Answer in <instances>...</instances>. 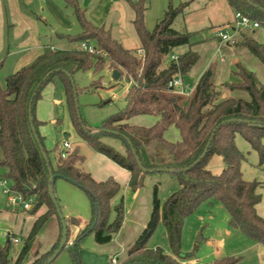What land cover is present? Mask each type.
<instances>
[{
	"label": "trees",
	"instance_id": "16d2710c",
	"mask_svg": "<svg viewBox=\"0 0 264 264\" xmlns=\"http://www.w3.org/2000/svg\"><path fill=\"white\" fill-rule=\"evenodd\" d=\"M81 27L75 37L60 35L70 43L88 42L102 51L90 54L78 48L48 50L30 65L23 67L6 78L5 88L0 85V168L4 179L11 183L13 192L24 199L32 197L34 208L46 206L48 210L40 215L26 239L16 261L9 255L10 242L0 245V264H22L32 252L31 264H44L58 249L62 240L60 222L59 237L48 252L40 254L38 237L47 220L58 215L48 192L49 171L41 148L46 153L53 174L69 182H75L86 191L92 205V216L87 227L74 241L68 239L65 246L71 248L73 264H82L81 242L92 234L97 244L110 243L123 224V188L113 178L96 181L84 168V156L78 148L69 154L54 146L48 149L46 139L39 128L43 122L36 116V105L42 97L43 89L58 80L64 91L66 106L79 137L95 152L108 157L130 173L129 188L138 191L144 186L145 177L134 156L141 158L140 151L146 146H155L153 163L147 168L175 170L180 188L162 203L159 199V186L153 187L151 214L142 232L136 239L123 264H185L181 255L182 226L185 219L193 214L204 201H218L230 215V225L256 244L264 245V218L257 212L262 201L257 181H246L241 171L244 154L235 143L240 134L259 155V165L264 164V85L257 76L238 65L239 83L216 85V69L208 67L199 78L188 105L186 98L168 88L169 81L176 75L184 77L197 64L200 55L192 47L194 32L178 31L173 26L187 3L173 6L169 3L161 19L153 30L145 26L146 0L129 1L134 11L133 25L141 46L126 49L114 39L109 29L94 25L86 17V11L78 0H69ZM235 13L264 26V0H227ZM247 48L264 65V45L246 35L241 42L233 43ZM188 46L189 50L172 59L167 66L165 58L173 49ZM108 68L125 76L129 83L125 95L126 109L106 119L100 130L109 132L94 133L78 115L75 90L70 74L79 72L100 73ZM117 78V79H118ZM75 82V81H74ZM100 80L91 86L100 84ZM78 93L79 88L75 82ZM245 91L249 99L223 97L225 92ZM35 95L33 102L32 98ZM31 110V113H30ZM35 127L39 143L31 128L30 117ZM137 116H151L153 125L140 126L132 123ZM174 127L179 131L180 141L169 142L166 132ZM112 136L119 138L124 146L116 151L102 139ZM213 136V137H212ZM209 144V146H208ZM54 153V161L50 155ZM157 156L161 161L155 162ZM219 157L224 163L220 173H214L209 161ZM171 173V172H170ZM116 200L118 202L115 204ZM116 207V217L110 222L111 209ZM59 219V218H58ZM60 221V220H59ZM162 223L167 232L173 254L161 249L150 250L147 243ZM72 242V244H69ZM64 248V249H65ZM63 249V250H64ZM237 259L227 257L214 264H236Z\"/></svg>",
	"mask_w": 264,
	"mask_h": 264
},
{
	"label": "rangeland",
	"instance_id": "374dc122",
	"mask_svg": "<svg viewBox=\"0 0 264 264\" xmlns=\"http://www.w3.org/2000/svg\"><path fill=\"white\" fill-rule=\"evenodd\" d=\"M123 5L122 9L112 10L109 0H81L80 4L86 10L87 19L91 20L98 26L111 28L112 37L119 42L121 38H128L126 46L131 48H140L141 43L136 35L134 25V11L131 8L129 1L138 0H113ZM164 0H146L147 12L145 14V26L148 30H153L157 21L162 18L167 4L163 6ZM199 6L203 7L207 0H198ZM198 4V3H196ZM195 4V5H196ZM76 18V17H75ZM71 21V20H70ZM73 21V20H72ZM254 21L249 20L244 23L238 19V23L229 25L227 28L228 35L231 41L241 42L242 36L246 35L264 45V26L260 25L258 29H254L252 24ZM73 29L63 33L75 37L81 33L80 24L76 18ZM174 28L178 31H197L191 42L195 43L192 47L196 50L200 59L194 68L183 77L185 89L180 92L186 98L185 104L188 105L189 99L193 94L199 77L208 67L213 66L216 69V85L220 86L224 83H239L240 76L237 74L238 65L246 70L254 73L260 82L264 85V65L255 57L247 48L239 47L233 43H221L217 35V31L212 29L194 27L188 28L184 23L178 22L174 24ZM235 28V30L233 29ZM226 30V29H225ZM47 43L55 46V50H64L74 48L69 41H64L55 34L46 38ZM122 45L125 42L121 43ZM210 44H214L211 46ZM93 46L95 44L92 43ZM210 45V46H209ZM79 48V46H78ZM208 48L204 57L203 51ZM189 50L188 46H180L168 55L163 65L167 66L171 61V57L181 55ZM115 72L112 69L105 68L100 73L79 72L74 75V81L78 85L79 91L77 94V105L81 118L86 122L90 129L98 131L103 126L106 119L126 109L125 93L129 87V83L125 76L120 78L115 77ZM11 75L7 68L3 67L0 70V85L5 88L6 78ZM100 80L97 86H91L93 82ZM54 84H48L42 91V98L37 102L36 113L42 118V126L39 131L48 139V149L54 146H59L63 149V143L71 144L72 149L78 148L84 156L83 163L86 169V163L90 158V154L94 149L82 140L75 131L71 122L68 109L66 106L65 97L59 92L61 84L58 80ZM179 93V94H180ZM227 95L230 92H225ZM224 93V95H225ZM232 97L249 99L245 91H234ZM64 98V99H63ZM50 102L63 105L64 112L54 115L49 110L47 103ZM59 102V103H58ZM58 112V111H57ZM57 118L60 124H54L53 119ZM94 131V132H95ZM166 139L169 142L177 143L180 141V134L174 127L169 128L166 132ZM116 151L122 152L124 146L119 138L107 136L102 139ZM235 143L238 149L244 154L245 159L241 162V171L243 178L246 181H257L261 185L259 194L262 196V201L259 205L261 217L264 218V164L259 165V155L253 150L250 144L240 135L236 134ZM264 144V140H263ZM156 148L153 145L146 146L141 149L140 154L142 163L149 166L153 163V157L156 154ZM51 157V155H50ZM157 156L155 162L158 161ZM208 167L214 173H220L224 167V163L219 157H213L209 161ZM4 171L0 173V179H4ZM159 186V199L162 203L171 196L172 193L180 188L177 176L169 172L150 173L145 177L144 186L139 191H133L129 186L124 188L123 194V224L120 231L113 235V239L107 244H97L92 234L88 235L81 242V259L82 264H113L112 258H115L116 264H123L127 257L128 250L133 246L136 239L142 232L151 214L152 193L155 185ZM54 190L62 213L68 223V239L74 241L78 234L84 230L92 216V205L88 194L80 187L72 184L61 178H57L54 183ZM31 209L34 208L35 201L32 197L27 199ZM18 212L39 216L44 206L37 211L24 212L20 206ZM13 206L7 201V195L0 188V211H12ZM116 207H112L110 222L116 217ZM71 219H76L74 225ZM58 229L60 221L56 218ZM12 218L9 223H1L0 225V245L5 246L10 242L9 255L12 261H16L20 251L23 249L28 235H24L25 223L15 225ZM59 231V230H58ZM13 235L19 239L20 243L14 245L10 241V236ZM50 231L39 235L38 247L40 252H48L51 250L53 243L49 245ZM57 239V238H56ZM250 240L246 238L240 230L230 225V215L226 208L218 201H204L198 209L188 216L182 226L181 235V255L186 257V260H195L197 264H214L216 260L235 257L236 264H260L255 250H248L247 246ZM147 248L155 250L157 248L164 251L166 254H173L165 226L160 223L149 239ZM71 248L66 247L52 264H73L70 253ZM42 254V253H41ZM32 252L28 254L22 264H30ZM185 264H188L186 261Z\"/></svg>",
	"mask_w": 264,
	"mask_h": 264
},
{
	"label": "crops",
	"instance_id": "0c3cea01",
	"mask_svg": "<svg viewBox=\"0 0 264 264\" xmlns=\"http://www.w3.org/2000/svg\"><path fill=\"white\" fill-rule=\"evenodd\" d=\"M68 1L69 0H0V70L1 68L5 67L7 68L8 71H10L11 74H14L23 67H26L31 63H33L38 57L45 54L48 50L50 49L55 50V46L51 43L50 44L47 43L46 40V38L51 37L52 34H55L57 38L61 40L68 41L66 38H62L60 36V35H64L63 33L73 29L72 25L74 24V20H76L74 9L72 8V6L69 4ZM78 2L81 7L80 4L81 0H78ZM109 2L111 3L110 8L112 10L114 9L123 10V5L121 3L113 0H109ZM132 2H136V1H132ZM169 3H172L173 6H178L182 3H187V6L184 9L183 14H180L177 17L175 23L182 22L188 28L202 27V28L212 29L215 32L219 28H228L229 25L238 23L236 13L229 6L227 0H207V2H205L203 7L199 6L198 0H164L163 6L165 7L166 4L168 6ZM93 24L96 25L95 23ZM259 27L254 29H258ZM108 29L111 32V28ZM233 29L235 30V28ZM189 32H197V31H189ZM121 39L122 40H120V42L121 43L125 42L123 46L126 49H138V48H131V46L130 47L126 46V42H129L128 38L126 39L124 37ZM221 43H223L222 40ZM210 45L214 46V44H210ZM78 46H79L78 43H74L72 45V47L74 48H78ZM206 50H208V48L204 49L203 51L204 57L207 53ZM51 84L55 85L56 83H51ZM53 88H57L56 85L55 87L53 86ZM59 92L62 94V97L63 96L65 97L62 85H61V89L59 87ZM232 95H233L232 93L230 95L229 94L227 95L225 93L223 97H232ZM47 104L50 105L48 108L51 111V113H54L56 117L58 113L62 114L64 112L63 105L61 104L55 105V103H53L51 105L50 102H48ZM36 116L37 119L42 122V118L40 117V115L38 116L36 113ZM155 120L156 119L151 116H137L132 119V123L135 125L149 127L154 124ZM52 122L57 125L60 124V121L57 118L53 119L51 123ZM42 136L45 137V135ZM45 139H46L45 141L46 145L49 146L48 139L46 137ZM51 159L54 161V153H51ZM86 170L92 175V177L96 181H105L109 178H113L117 183L120 184L123 190L124 188L128 187V182L130 180V173L127 170L120 167L119 165H117L116 163H114L105 155L95 152V150L93 151L92 154H90V158L86 163ZM2 171L3 170L0 168V173ZM7 201H8V197H7ZM117 202L118 200H116L115 204ZM259 205L257 206V212L259 215H261V212L259 211ZM44 207L45 208L40 215L44 214L48 210L46 206ZM18 210L19 207L16 208L15 206H13L11 212L6 210L0 211V225L3 222L9 223L10 220L13 218L15 221V225L21 223L26 224L24 232L22 233H24L25 236L26 235L29 236L30 231L36 219L40 215L39 216L27 215V214L19 213ZM30 210H23V211L29 212ZM56 218H57L56 216L50 217L47 220V222L44 224L43 228L39 233V235H44V233L50 231L51 239L49 241V245L53 243V246L56 243L60 233V227L58 229V223ZM16 237L18 236L16 235ZM246 249H247L246 251L255 250L257 257L259 259L258 262L260 264H264V245L256 244L250 240V243H248ZM41 253L43 254L44 252H40V254ZM33 260L34 257H31L30 264L32 263ZM186 261L188 262V264H197L195 260L192 261L186 260Z\"/></svg>",
	"mask_w": 264,
	"mask_h": 264
},
{
	"label": "built area",
	"instance_id": "2783aa9c",
	"mask_svg": "<svg viewBox=\"0 0 264 264\" xmlns=\"http://www.w3.org/2000/svg\"><path fill=\"white\" fill-rule=\"evenodd\" d=\"M236 17L239 20L241 19L245 24L248 23V21H249V19L247 17L241 15L240 13H236ZM252 26H253V28H257L260 25L257 22H253ZM217 35L223 42L234 43V41H231V39L228 35L227 28L217 29ZM78 49L82 50V51H86L90 54L98 55V54L102 53V51L100 49H98L96 46H93L92 44H90L88 42H82L79 45ZM171 58L177 59V56L173 55ZM168 88L171 90L183 92V90L185 89L183 77L180 75H176L175 77H173L168 83ZM63 149H64V151H66L65 155H67L72 150V147H71L70 143L65 142L63 145ZM0 188L2 189V192L5 195H7L8 202L11 205L20 206V208H22L23 210H30L32 208L30 203L27 202V199H24L20 194L13 192V190L11 188V183L7 179H0ZM9 236H10L9 237L10 241L14 245H18L20 243V241L17 237H15L13 235H9ZM69 244H72V242H70ZM112 263L113 264L117 263L115 258L112 259Z\"/></svg>",
	"mask_w": 264,
	"mask_h": 264
},
{
	"label": "water",
	"instance_id": "95a60500",
	"mask_svg": "<svg viewBox=\"0 0 264 264\" xmlns=\"http://www.w3.org/2000/svg\"><path fill=\"white\" fill-rule=\"evenodd\" d=\"M67 75L71 78L72 80V84L74 86V94H75V102L77 104V91H76V88H75V82L73 81L72 77L70 76V74L67 73ZM115 77L118 78L119 77V74L117 72H115ZM35 95L33 96L32 98V101L31 103L33 102V99H34ZM77 108H78V105H77ZM30 113H31V110H30ZM78 115H79V118L81 117L80 113L78 112ZM30 121H31V128H32V131L35 135V138L37 140V142L39 143V139H38V136H37V133H36V130H35V127L32 123V116L30 117ZM109 132V133H112V134H118L117 132H114V131H110V130H98V131H95L94 133H100V132ZM213 137V136H212ZM209 146V144H208ZM41 148V151H42V154L47 162V167H48V171H49V182H48V192H49V196H50V199L56 209V213L58 215V218L61 222V225H62V240H61V243L58 247V249L52 254V256L44 263V264H52L55 259L58 257V255L61 253V251L65 248L66 244H67V241H68V235H69V231H68V223L66 221V218L64 217L63 213H62V209L59 205V202L57 200V197L55 195V190H54V183H55V180L57 179V175L53 174L52 172V168H51V165H50V162H49V159L46 155V153L44 152L43 148ZM134 152V156L136 158V161L140 167V169L143 171V172H148V173H153L155 172L154 170H151V169H147L145 168L143 165H142V162L140 160V158L137 156V154ZM161 161V158H158V163ZM157 171H165V172H175V170H171V169H157ZM73 183L74 185L78 186L75 182H71ZM80 187V186H78ZM81 188V187H80ZM84 190V189H83ZM85 191V190H84ZM86 192V191H85ZM71 222L74 224H76V219H71ZM139 264V263H138Z\"/></svg>",
	"mask_w": 264,
	"mask_h": 264
}]
</instances>
